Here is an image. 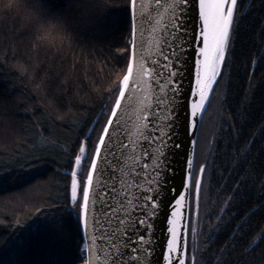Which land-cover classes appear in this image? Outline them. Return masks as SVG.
Returning <instances> with one entry per match:
<instances>
[{"label":"snow or ice","instance_id":"snow-or-ice-1","mask_svg":"<svg viewBox=\"0 0 264 264\" xmlns=\"http://www.w3.org/2000/svg\"><path fill=\"white\" fill-rule=\"evenodd\" d=\"M125 5L122 75L105 91L96 119L63 148L68 157L64 204L76 210L81 232L78 264H201L211 231L231 220L232 202L250 182L261 192L253 207L264 210V171H257L255 158L248 159L259 137L237 149L232 159L244 160L247 174L230 187L221 185L227 195L215 201L204 199L208 164L194 151L238 36L241 0H151L150 11L145 0ZM50 17L56 22L42 25L40 39L54 44L65 38L66 28L62 16ZM146 32L158 37L150 52ZM261 61L264 55L250 65ZM223 171L231 175L235 168ZM243 226L237 221L217 248L216 264H243L249 248L237 251L242 233L236 230ZM257 231L264 239V229Z\"/></svg>","mask_w":264,"mask_h":264},{"label":"trees","instance_id":"trees-1","mask_svg":"<svg viewBox=\"0 0 264 264\" xmlns=\"http://www.w3.org/2000/svg\"><path fill=\"white\" fill-rule=\"evenodd\" d=\"M125 3L0 0V264H78L80 227L76 210L64 204L68 157L63 148L96 119L105 91L122 75ZM241 13L224 79L198 133L196 155L208 164L206 201L226 196L220 186L230 187L247 174L246 162L232 158L253 136L259 139L248 159L255 158L257 171H264V61L250 65L264 55V0H241ZM54 14L63 17L66 32L52 44L40 39L39 30L56 22ZM226 167L235 171L229 175ZM241 192L232 202L231 220L211 231L201 264H216V250L237 221L244 225L236 229L242 233L237 251L249 248L243 264H264V239L257 231L264 229V210L253 207L261 196L259 184L250 182ZM190 239L200 243L199 236Z\"/></svg>","mask_w":264,"mask_h":264},{"label":"water","instance_id":"water-1","mask_svg":"<svg viewBox=\"0 0 264 264\" xmlns=\"http://www.w3.org/2000/svg\"><path fill=\"white\" fill-rule=\"evenodd\" d=\"M145 2H146V5L149 6V11H150L151 10V8H150L151 0H145ZM190 15L194 19V17H195V11H194V9H193L192 13H190ZM189 35H192V33H189ZM156 43H158V37L154 33H148V32H146L145 33V46H146V48L148 49L149 52L152 51V50H154L153 45L156 44ZM188 52L190 53L191 52V49H188ZM185 87H187V81L185 82ZM207 108H208V106H207ZM205 112L203 114V117L205 115ZM201 122H202V120H201ZM200 125H201V123H200ZM198 133H199V131L196 133V138L197 139H198ZM196 146H195V149H194L195 153H196ZM189 151H193V149L190 148ZM79 227H80V225H79ZM80 235H81V232H80ZM157 235L158 236H161V237L163 235L159 231V229L157 230ZM159 251H160V247H159V245H157V252H159Z\"/></svg>","mask_w":264,"mask_h":264},{"label":"flooded vegetation","instance_id":"flooded-vegetation-1","mask_svg":"<svg viewBox=\"0 0 264 264\" xmlns=\"http://www.w3.org/2000/svg\"><path fill=\"white\" fill-rule=\"evenodd\" d=\"M247 8H248V6H247ZM247 8H246L245 12L247 11ZM192 237H195V236H192ZM192 237H191V238H192Z\"/></svg>","mask_w":264,"mask_h":264}]
</instances>
